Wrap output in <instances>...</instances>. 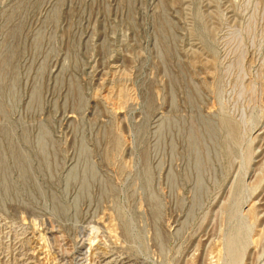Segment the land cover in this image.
<instances>
[{"label": "rangeland", "instance_id": "obj_1", "mask_svg": "<svg viewBox=\"0 0 264 264\" xmlns=\"http://www.w3.org/2000/svg\"><path fill=\"white\" fill-rule=\"evenodd\" d=\"M102 261L264 264V0H0V264Z\"/></svg>", "mask_w": 264, "mask_h": 264}, {"label": "bare ground", "instance_id": "obj_2", "mask_svg": "<svg viewBox=\"0 0 264 264\" xmlns=\"http://www.w3.org/2000/svg\"><path fill=\"white\" fill-rule=\"evenodd\" d=\"M82 253H83V252H82ZM84 256H85V255H84ZM81 258H82V257H81ZM108 259H109V258H108ZM122 260H123V259H122ZM123 262H124V261H123ZM119 263H120V262H119ZM100 264H110V263H109V261H107V262H103V261H102ZM126 264H128V262H127Z\"/></svg>", "mask_w": 264, "mask_h": 264}]
</instances>
